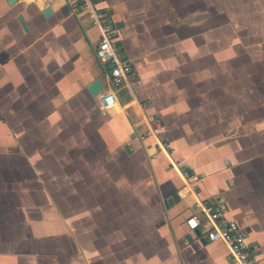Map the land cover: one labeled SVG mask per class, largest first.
<instances>
[{"label": "crops", "instance_id": "0c3cea01", "mask_svg": "<svg viewBox=\"0 0 264 264\" xmlns=\"http://www.w3.org/2000/svg\"><path fill=\"white\" fill-rule=\"evenodd\" d=\"M94 2L129 85L96 58L80 0H0V264H230L187 227L196 200L264 264V0Z\"/></svg>", "mask_w": 264, "mask_h": 264}, {"label": "built area", "instance_id": "2783aa9c", "mask_svg": "<svg viewBox=\"0 0 264 264\" xmlns=\"http://www.w3.org/2000/svg\"><path fill=\"white\" fill-rule=\"evenodd\" d=\"M81 6L86 9L90 22L95 25L99 31V39L94 48L96 58L103 63L108 71L111 84L119 87L122 84L129 85L132 75L131 64L123 59L118 48L114 44V27L107 14L100 12L94 0H80ZM99 104L102 109H110L118 106V98L113 90L104 91L99 95ZM148 133L154 138V144L163 152L168 154V143L162 139L146 120ZM184 182L185 188L195 194L190 186L191 176L184 168H177ZM195 207L197 214H192L186 219V225L189 229L200 230L211 242H221L228 250L230 264H255L252 259L248 246L245 242V234L234 222L224 217V210L221 205H211L196 200Z\"/></svg>", "mask_w": 264, "mask_h": 264}, {"label": "water", "instance_id": "95a60500", "mask_svg": "<svg viewBox=\"0 0 264 264\" xmlns=\"http://www.w3.org/2000/svg\"><path fill=\"white\" fill-rule=\"evenodd\" d=\"M8 1V4L9 5H12L14 4L17 0H7ZM42 14L44 17H47L51 14V9L50 7H46L43 11H42ZM17 20L19 22V24L21 25V27L27 31V26H26V23L23 19V17L21 15H18L17 16ZM103 86L102 84L100 83L99 80H94L89 86H88V90L89 92L91 93L92 96H99L100 95V92L102 90ZM125 150L126 151H129V148L128 146L126 145L125 146ZM169 203H171V200H168ZM187 239L189 240V236H187Z\"/></svg>", "mask_w": 264, "mask_h": 264}]
</instances>
